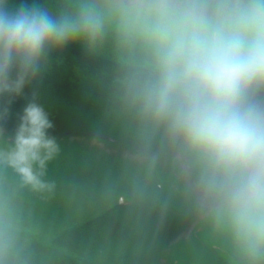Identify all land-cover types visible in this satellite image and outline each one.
<instances>
[{"label": "clouds", "instance_id": "1", "mask_svg": "<svg viewBox=\"0 0 264 264\" xmlns=\"http://www.w3.org/2000/svg\"><path fill=\"white\" fill-rule=\"evenodd\" d=\"M108 42L138 137L173 149L202 208L252 264L264 259V0H0V168L54 187L44 177L61 146L37 93L14 132L2 122L53 53ZM7 250L0 227V264Z\"/></svg>", "mask_w": 264, "mask_h": 264}, {"label": "rangeland", "instance_id": "2", "mask_svg": "<svg viewBox=\"0 0 264 264\" xmlns=\"http://www.w3.org/2000/svg\"><path fill=\"white\" fill-rule=\"evenodd\" d=\"M24 98L17 97L10 105L9 123L2 125L7 134L19 123ZM8 99L0 98V105ZM55 101L70 113L67 102ZM113 115L110 130H99L93 138L55 136L60 152L49 162L44 177L54 182L50 191H34L22 185L10 168H0L1 200L12 201L10 195L21 199L2 212L13 227L22 226L27 232L25 243L33 242L35 232L46 235L47 245L60 241L59 231L79 228L117 205L115 212L120 213L112 222L102 221L101 229L92 230L89 239H74L77 248L87 247L86 241L93 245L94 264H246L230 234L202 208L175 151L159 140L146 152L131 151L121 139L128 132L138 136L136 128L133 122L126 128L128 120L122 112ZM27 213L32 224L26 227L22 221ZM54 251L58 253L57 246ZM61 251L60 257L73 252ZM48 257L45 253L43 259Z\"/></svg>", "mask_w": 264, "mask_h": 264}, {"label": "trees", "instance_id": "3", "mask_svg": "<svg viewBox=\"0 0 264 264\" xmlns=\"http://www.w3.org/2000/svg\"><path fill=\"white\" fill-rule=\"evenodd\" d=\"M34 2L37 0H10L12 5ZM52 2L55 3V0ZM112 67H115V52L110 42L97 52L90 54L79 44L69 45L63 51L53 53L47 70L32 84L26 86L23 95L25 98L20 106L21 115L35 92L37 102L49 113V118L54 125L49 130L50 135L56 137L82 136L84 138L91 136L93 138L99 130H105L104 132L110 130L111 121L114 119L113 114L117 111L121 112L114 94ZM56 99H63L67 102L68 106H71L70 113L60 108L56 104ZM8 118L2 122L3 126L9 123ZM126 119L128 120L126 128H130L132 121L127 117ZM111 133L112 131L110 132L112 139L114 135ZM128 134L121 140L129 149L131 148V151H147L149 147H146L140 138L137 139L138 136L135 137L130 132ZM154 143L151 146L156 145ZM8 197L12 201L1 200L0 197V227H3L7 233L8 249L3 257V264H94L93 245L86 241L87 247L77 248L78 243L74 239H89L92 230L101 229L102 221L112 222L114 214L120 213V210L115 212L117 205L111 206L101 215L85 220L79 228L71 230L66 228V230L59 231L57 234L60 241L55 239L50 245H47L46 235L35 232L33 242L27 245L24 239L27 232L22 226L13 227L12 220L2 212L4 209L10 210V207L21 202V199L13 195ZM113 197L114 195L107 200V206L112 203ZM27 203L32 205L30 202ZM129 205L131 203L124 209L127 210ZM22 222H25L26 227L32 224L29 213ZM35 225L33 223V226ZM128 232L131 235V231ZM55 246L59 249L58 253L54 251ZM61 249L73 252L70 257H60L58 255L63 254ZM45 253L49 256L47 259H43ZM243 259L246 264H252L247 257ZM255 264H264V259L257 260Z\"/></svg>", "mask_w": 264, "mask_h": 264}]
</instances>
